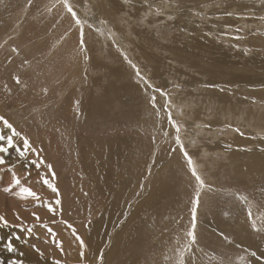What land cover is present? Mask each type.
<instances>
[{"label":"rangeland","instance_id":"374dc122","mask_svg":"<svg viewBox=\"0 0 264 264\" xmlns=\"http://www.w3.org/2000/svg\"><path fill=\"white\" fill-rule=\"evenodd\" d=\"M128 1L118 0V8L115 7L117 8L115 11L123 9L120 6L121 4L126 7L122 12L125 14L123 16L125 20L118 25L112 21L111 16L102 14L101 9H109V7L106 8L104 0H68L73 6L77 17L84 22L83 29L89 37L86 42L91 41V45L93 44L96 49L106 47V49H109V54L112 50L109 75H114L111 72L114 69H120V73L127 70L132 73L120 83V86L128 92L125 95L113 94L108 96L107 101L100 107L101 113L96 114L95 110L90 107L87 108L88 104L84 101L83 93H80L81 105L79 110L74 112L73 105H71L76 101L74 99L72 101V94L74 93L72 91L74 89L71 87L74 77L72 73L67 72L68 64L64 53L69 51L73 55L70 57L72 60L71 66L77 65L78 60L75 54L78 53V50H69L67 46L72 47L80 43V26L76 24L72 15L66 11L67 9L63 6L61 0H0V115L7 118L21 132L23 137H27L32 150H34L28 152L27 160H20L18 153L12 149L7 154H2L6 157L7 164L0 165V215L5 216L11 226H0V264H53L56 260H59L61 264H72L74 261L71 259L70 254L80 255L82 251H85L79 247V241L76 239L66 244L68 239L59 236V229L75 237L72 229L68 227V224H70L82 239L85 238L82 236L83 233L91 234L93 232L95 220L91 217L83 219L77 215L76 206L81 202L79 200L82 197V200L87 196L89 200L95 199L96 203L98 202V197H95L96 192H93L95 188H89L88 184H85L86 181H84L79 170L80 164L90 159L87 153L90 150L88 146L97 149L99 143L109 142L117 137L135 138L141 142L142 146H149L147 156L152 158H149V165H145L146 173L142 180L138 182L136 179L137 183H133V187L123 193V200L129 199V202L126 208L119 212L116 221L113 222L115 225L110 228L112 236L108 234L106 237L107 241L110 240V245L115 239L114 234L126 224L127 214L130 213L132 207L148 189V185L152 184L157 156L167 152L174 159V163L177 162L180 167L183 166L179 173L180 177L176 172L173 179L175 186L180 185V190L177 195L173 191L159 190L163 192L158 198V209L161 206L169 212L162 215L160 219L165 215H169V217L165 219L167 228L161 232L159 237V239L162 237L161 247L155 244L159 246L158 250L157 248L146 250L148 254L151 253L155 258L154 260L147 259L146 263L177 264L179 251L186 243V230L190 228L191 208L196 186L195 178L191 175V170L184 156L186 151L193 159L197 172L205 181L206 186H211L216 190L208 192L205 188L201 195V204L204 209L200 214L197 209V216L199 217H197L196 231L199 230L203 233L196 232L197 245L195 246H201L207 250L205 253H200L201 264H223L221 260H225L229 264L230 261L236 260L240 255L247 256L249 264H252L254 260L249 255L253 252L252 249L249 247L238 249L237 247L239 244L238 235L234 232L233 227L239 221L241 214L246 211L245 206L231 194L246 195L250 200L258 203L255 199V192H258L260 188L264 190V181L258 180L260 176H264V159H262L264 156L258 155L257 158L252 157L246 161L241 166L242 169L239 168V170H242L241 173L247 177L241 176V179H245V181L236 182L234 167L239 166L240 163L229 159V152L235 148L253 151L257 147H251L250 144L255 145L258 141L261 148H264V106L257 105L254 110L255 118L248 117V113L244 116L236 113L245 107L240 93L246 95L244 92H249L248 89H241L240 93L234 94L231 104L229 101L218 105V111L221 113L226 111L227 115H213L211 111L202 112L204 115L209 116L208 122L218 123L214 136L211 130L204 128L203 123L196 124V120L208 91L221 84L216 80L209 81V77L204 72L205 68H201V66H209L207 62H204L201 66L193 67L190 58L178 51H174L175 55H173L172 49L174 46L177 49H179L177 46H181L180 48L186 46L189 49L188 55L209 50L210 54L205 53L203 55L205 60L218 59L220 54L216 55L217 51H224L226 54L231 53L229 55L232 56L228 57L226 61L229 65L231 62L237 63V66L245 69L249 75L254 74L255 64L262 61L264 63V44L257 42L259 38H264V0H260L259 4L251 5L246 2L245 4H242V2L239 4L236 0H230V6H228V0ZM134 2L137 5L132 4ZM140 2L141 4H139ZM222 3H226V5H222ZM97 6L99 7L98 13L94 8ZM249 6L252 7L249 8ZM143 8L146 12L137 17L135 9L142 10ZM108 17L109 20L106 19ZM138 19L144 20L139 21ZM101 20L103 21L100 22ZM104 21L108 22V25ZM126 21L129 23L127 24ZM48 24H50L49 26H55L50 30L47 28ZM174 25L176 26L174 27ZM141 28L148 31V34H145L146 38H151L153 41L155 39L154 42L159 44L156 46L154 42L148 39L145 40L146 43L157 50H159V47L161 49V47L169 46L171 49L165 57L175 58L174 60H168V67L165 66L166 68H163V64H161V70L158 71L159 75L157 76L151 75L153 68L142 69L138 64L142 60V54L136 48L138 42L132 37V33ZM51 31H55L56 36L65 33V44L63 47L55 48L56 51L54 50L53 57L44 59L40 56L42 49L40 44L42 40H47L49 34L52 33ZM87 31L90 34H87ZM27 32L33 34L34 38L25 40ZM13 33H15L14 37L11 36ZM119 37H123L122 39H125L126 42L122 48L116 43V39H119ZM50 39L53 41L54 37ZM130 42H134L135 45ZM206 42L208 49L205 46ZM20 43H24L23 46ZM112 43L113 45H111ZM53 44L55 45L54 41ZM233 44H237V47L235 48ZM13 49H16V51H13ZM160 52L162 53V51ZM107 54L102 53V55ZM181 56H184L183 59L189 60L187 65L181 66L177 62ZM129 61H131V64ZM142 63L149 65L145 60H142ZM132 64L140 69V73L145 80H140L137 77ZM261 72L264 79V69ZM162 73H164L163 76ZM105 74L106 71L101 75V80L104 83L102 81L100 83L103 85L107 83L106 78H104ZM93 75L97 78L96 74ZM17 76L20 77V84L15 82L14 77ZM90 80L93 81V78L84 77L80 87L85 86V88L91 89L92 87L88 85L91 84ZM164 82L167 83V87L162 86ZM148 84H151L152 87H149ZM226 87L231 88L233 84H227ZM64 88L68 90V93L64 96L66 101L61 103L58 108L53 99L57 98L59 91H63ZM154 89L162 90L166 95H162L161 91H154ZM153 96H155L156 109H153L150 103ZM226 98L231 99L229 96ZM98 104L102 105L101 102ZM233 107L236 109L234 110ZM248 107L250 105L246 106L245 109ZM169 113H171L172 119L181 125L180 138L183 149L176 143L175 128L168 121ZM0 131L7 133V130L2 129V126H0ZM121 140L123 141V139ZM15 141L18 146H22L21 138H15ZM220 143L224 148L223 152L214 153L212 149L219 146ZM238 143L242 145L239 146ZM37 152L39 153V159L52 166L51 171L43 165L37 169L30 163L31 160L37 159L35 155ZM262 152L264 153V150ZM89 154L93 156V162H97L95 164L101 169V163L104 162L101 155L93 150ZM199 160H202L200 164ZM13 164L15 165V174L21 178L22 184L37 192L41 201L44 203L51 202L56 206L55 200H60V205L56 206L57 212L55 215L49 213L46 207L31 199L20 200L13 194L16 191L15 188L13 193L4 191V188L11 184L12 177L8 168ZM252 169H256L260 173L257 174L256 171V175L253 174L252 176ZM52 172L55 173V179L52 182L58 188L59 196L48 189L41 180L44 175L51 179ZM261 172H263L262 175ZM117 174L118 172L115 171L112 173L116 179L121 178ZM123 178L126 179V175ZM76 181L82 184L78 182V184H75ZM72 185L74 187L76 185V189ZM123 189L124 187L121 184H114L112 187L115 193L121 192ZM181 194L189 197V204L179 198ZM204 194L206 197L210 196V198L204 201ZM260 202L261 200H259ZM260 205L255 211L264 209V203ZM33 212L40 216V222L35 220L32 215ZM17 214L21 219H17ZM174 215H176L177 221L183 218L187 220L188 226L186 225L183 231H177V227H173L172 222H176ZM242 224L238 223L239 226ZM45 225L56 233L57 240L62 241L63 254L51 242V237ZM227 226L232 231L227 232ZM29 227L33 228L31 235L26 231ZM241 229H239V232H241ZM224 230L225 233H220ZM247 233L250 236L252 233L257 242H264L262 232H256L251 227ZM17 236L20 239H16ZM225 237L228 239L225 240ZM207 238L210 243H207ZM9 241H12L16 249L15 252L8 251L7 244ZM167 241L169 245L165 246ZM32 245L43 251L44 257H40ZM65 246H68V248H65ZM193 251H195L194 246L188 264H193L192 258L194 257L193 254L195 255ZM108 253L109 251L93 256L89 258L90 261L88 259H83V261L80 258L76 264H90V262L91 264H103L101 256L104 255L106 258ZM186 260H188L187 257Z\"/></svg>","mask_w":264,"mask_h":264},{"label":"bare ground","instance_id":"6f19581e","mask_svg":"<svg viewBox=\"0 0 264 264\" xmlns=\"http://www.w3.org/2000/svg\"><path fill=\"white\" fill-rule=\"evenodd\" d=\"M104 1L106 2V8L109 7V9H101V12L103 15L111 16L112 21L118 25L123 20H125V18H123V16L125 14H123L122 12L124 11V9L126 7L123 4L120 5L123 8V9H121V11H115V10H117L118 4L120 1L119 2H118V0L117 1H115V0H104ZM186 1H188V0H186ZM236 1L239 4H241V2H242V4H245V2H246L248 5L259 4V2H260V0H236ZM124 2H127V0H124ZM153 2H158V1L153 0ZM227 2H228V6H230L231 5L230 0H228ZM99 4H100V2H99ZM132 4L135 5L136 3L134 2ZM139 4H141V2ZM224 4L226 5V3H222V5H224ZM172 6H173V4H172ZM115 7H117V8H115ZM251 7L249 6V8H251ZM94 8H95L96 12L98 13L99 7L97 6ZM135 10L137 11V17H139V15L141 13L144 14L146 12L145 8H143L142 10H140V9H135ZM119 13H121V14H119ZM189 13L191 14V12H189ZM83 14H84V12H83ZM78 15H79V13H78ZM150 15H151V13H150ZM99 19H100V16H99ZM106 19L109 20L110 18L108 17ZM153 19H154V17H153ZM138 20L140 21L142 19H138ZM102 21L103 20H101L100 22H102ZM158 21H160V20H158ZM104 22L107 23V25H108V22H106V21H104ZM126 23H127V21H126ZM143 23H141V24H143ZM151 23H153V22H151ZM19 25H18V27H19ZM49 25L50 24H48L47 28L50 30L53 26H55V25H52V26H49ZM146 26H148V25H146ZM175 26L176 25H174V27ZM16 29H17V27H16ZM17 30H19V29H17ZM145 30H147V29H145ZM126 31H128V30H126ZM83 33L85 35V37H84V45L85 46L83 47V49H81V47H78L79 49L77 47H75V46H80V43L77 45H74L72 47L67 46V48L69 50H78V53H76L74 51V53H76L75 57L78 60L77 65H74L72 67L71 66L72 60L70 59V57H72L73 55L69 51H66L64 53V55L66 56V59H67V64H68L67 65L65 63V65H67V67H68L67 72L72 73V75L74 77L73 84L71 87L74 89V91H72V92H74L72 94L73 95L72 101H73V99L76 101L71 103V105H73L74 112H76V110H79V106L81 105L80 93H83L84 101L87 102V104H88L87 108L88 107L92 108L93 110L96 111V114H97V113H101L100 107L103 106V103H105L107 101L108 96H112L113 94L125 95L128 92V91H125L120 86V83H122L123 80L127 79L128 76L131 75L132 73H130V71H128V70L126 72L120 73V69H114L111 71L112 74H114V75L113 76L109 75L108 70L110 69V66H111V59H112L111 52H112V50L109 54V52H108L109 49H106V47H104L103 45H101L103 47L96 49V47H94L93 44L91 45V43H90L91 41L86 42V40L89 37H88V35H86V31L84 29H83ZM26 34H27L26 35L27 38L25 40H27V39L31 40L34 38L33 37L34 35L30 34V32H27ZM64 34L65 33H62V34H58L56 36L55 31H53L52 33L49 34L46 41L42 40V42L40 44V46L42 47L40 56L43 57L44 59H48L49 57H53L55 48L56 47H63L65 44L64 43L65 42ZM87 34H90V32L87 31ZM129 34L131 35V33H129ZM132 34H133L132 37L138 42V44L136 45L137 46L136 48L139 51H141L142 60L147 61L148 62L147 64H149V65L143 64L142 60H140L138 62V64L141 66L140 68H142V69L147 70L149 67L153 68V73H151L152 76L159 75L158 71L161 70V64H163V66H162L163 68H166L165 66L168 67V60H174L175 59V58L174 59L166 58L167 56L165 57V55H167L171 49L169 46L168 47H166V46L161 47V49L158 46L159 50L162 51V53H161L159 50H157L156 48H154L150 44L146 43L145 40H147V39L151 42L155 41V39L153 41L151 38H146L145 34H148V31H144V29L142 30V28H141L136 32L133 31ZM203 34L205 35V33H203ZM14 35H15V33H13L11 36L14 37ZM8 36H9V34H8ZM51 37H54L53 41H54L55 45L53 44L52 39H50ZM122 38L119 37V39L117 38L118 40L116 39V43L121 48L126 44L125 39L123 40ZM77 39L79 40V38H77ZM1 41L3 42V40H1ZM6 41H7V39H6ZM20 42H22V41H20ZM257 42L264 44V38H259L257 40ZM4 43L6 44L7 42H4ZM68 43H70V42H68ZM73 43H74V41H73ZM130 43L132 45H135L134 42H130ZM20 44H22V46H23L24 43H20ZM157 44H159V43L156 42L155 45L157 46ZM111 45H113V43ZM196 45H198V44H196ZM2 46H3V44H2ZM205 46L207 47V42L205 43ZM233 46L236 48L237 44H233ZM175 47L176 46H174L172 49L173 55H175L174 51H178L180 54L183 53L186 57L190 58L193 67L201 66L204 62H207V64H209V66H206V67L201 66V68H205L204 72L209 77V81L216 80L217 82H219L221 84L220 86L216 87L215 89L208 91V94L206 96V100L203 101V106L198 113V118L196 120V124H199V123L202 124L203 123L204 128L211 130V133L215 136V131L217 130V124L218 123L208 122L207 120H208L209 116L204 115L202 112L211 111L213 115H220V116L227 115L228 113L226 111H224L223 113L218 111V109H217L218 105L221 104L222 102L228 103L229 101L231 104L233 101L234 94L240 93L241 89H248L249 92H247V91L244 92L246 95H243L242 93H240V95H242L241 99H242L243 104H244L243 106L246 107V106L250 105V107H248L247 109H245V107H243L241 110H239L236 113L240 114L241 116H244V115H246V113H248V115H249L248 117L255 118V111L254 110L257 107V105L264 106V88H262V87H264V79L262 78V72H261V70L264 69L263 61L260 62L259 64L256 63L254 66V69H253L254 74L249 75L245 69L237 66V63L231 62L229 60L231 62L229 65L226 62L228 60V57L232 56V55H229L231 53L226 54L224 51H217L216 55L220 54L218 59L214 58L215 60H205L203 55L205 53L210 54L209 50L203 51L201 53L199 51V53H196V54L193 53V54L188 55L187 53H189V49L186 46H183V48H180L181 46H177V47H179V49H177ZM207 49H208V47H207ZM190 52H191V50H190ZM57 53H59V52H57ZM102 53H108V54L102 55ZM171 57H173V56H171ZM143 58H145V59H143ZM180 58L178 59L177 62L181 66L187 65V62L189 60L183 59L184 56H181ZM63 59H65V58H63ZM164 60H166V61L164 62ZM58 63H59V61H58ZM58 63H57V65H58ZM251 67H253V66L251 65ZM255 69H256V71H255ZM105 71H106L107 75L105 74L104 78H106L107 83H106V85H103L100 83V81H102L101 75L104 74ZM85 73H87V74H85ZM93 74H96L97 78ZM161 75L163 76L164 73H162ZM84 77H86V78L92 77L93 78V81L90 80L91 84H88L92 87L91 89L85 88V86L80 87V83H81V81H83ZM102 82L104 83V81H102ZM227 84H233V87L227 88L226 87ZM162 86L167 87V83L164 82L162 84ZM80 89H82V90H80ZM38 92H40V90H38ZM59 92L60 93L57 95V98L55 97V99H53L54 100L53 102H55V105L58 108L60 107L61 103H65L64 101H66V99L64 100V96H65V94L68 93V90H66L64 88L63 91H59ZM36 94L38 95V93H36ZM227 96L231 97V99L226 98ZM130 101H131V99H130ZM99 102H101L102 105L98 104ZM129 104H130V102H129ZM230 104L228 105V107L230 106ZM233 108H234V110L236 109L235 107H233ZM69 111H71V110H69ZM88 116H90V115H88ZM68 121H69V119H68ZM198 128H199V126H198ZM199 133H201V132H199ZM7 134H10V133H7ZM121 139H123V141ZM39 142H41V141L39 140ZM238 145L240 146L242 144L238 143ZM250 145H251V147L256 146L257 148L253 151L248 150V149H242V148H238V149H240V150H238L237 148H235L234 150L229 152V154H230L229 159H231L233 162L236 161L237 163H240L239 166L234 167L235 168L234 172L236 173V180H235L236 182H244L245 181V179H241V176H244V175L241 173L242 170H239V168L242 169L241 166L243 164H245L246 161H248L252 157H254V159H255V158H257L258 155L264 156V153L262 152L264 150V148H261V144H259V141H258V143H255V145H252V144H250ZM97 146H98L97 149H94L93 147L88 146V148L90 150L87 153H88V158H90V159L83 161L80 164L79 170L81 171V174L84 178V181H86L85 184H88L89 188H92V187H93V189L95 188V190L93 192H96L95 197L96 198L98 197L97 198L98 202L96 203L95 199L89 200L88 197L86 196V198L84 200H82L83 197L79 200L81 202L83 201V203L80 202L76 206L78 217L83 218V219H86L87 217H91L93 220H95V222L93 223V232L91 234L90 233L89 234H86V233L82 234V236L85 237V238H83V241L85 242V245H86V247L83 249V250H85V251H83L85 256H83V258H81V255H79V254H75V253L72 255L70 254L71 259H73V261H74L72 264H76V262H79L78 259H80V258L82 260L83 259L89 260V258H92L93 256H98L99 254H101V253L103 254L107 251H109V253L106 256V258L104 255L102 256L103 264H147L146 263L147 259L154 260L155 258L153 257V255L151 253L148 254L146 250L147 249H155V248H157V250L159 249L161 238H162L161 237L159 239V237L161 236L160 235L161 232L165 231V229L167 228L165 219H166V217H169V215H165L162 219H160V217L162 215L168 214L169 212H168V210L163 209L161 206L158 209V206H159L158 198L160 197L161 193L163 192V191H159V190L173 191V192H175V195H177V193H179V190H180V185L178 186V184H177L175 186V184L173 182L174 173L178 172V174H179L180 170L183 166L180 167L177 162L174 163V159L169 155V153L167 154V152L165 154H160L159 156H157V164H156V168L154 169L152 184L148 185L149 186L148 189L142 194V196L139 198V200L135 203V205L132 207V210L130 211V213L127 214L126 220H125L126 224H124L121 229L119 228L120 230H118L116 232V234H114L115 239H113V243L110 245L109 244L110 240L107 241L106 237L108 234H109V236H112V233H110V230H111L110 228L115 225V223H113V222L116 221L117 215L119 214V212H122L126 208V206L128 205V202H129V199H126L127 202L123 200V196H124L123 193L126 190L129 191L133 187V183H137L136 179L138 180V182H139V180H142L143 176L146 173L145 165L146 166L149 165V158H152V157L147 156L149 154V151H148L149 146H142L141 142H139L135 138L117 137L115 140H112L109 142H102V143H99V145H97ZM92 150L97 151L98 154L101 155V157L104 161L101 163V165H102L101 169H100V167H98L96 165L97 162H95L96 164L93 162V156H91L89 154L90 151H92ZM212 150L214 153H216V152L222 153L224 148L220 143L219 146L213 148ZM153 157H154V155H153ZM262 159H264V158H262ZM14 160H16V158H14ZM260 160H258V161H260ZM201 162H202V160H199V164ZM225 165H227V163H225ZM251 167H252V165H251ZM115 169H117V170H115ZM243 170H244V168H243ZM263 170H264V168H263ZM114 171L118 172L117 175L121 176V178L116 179L115 176L112 175V173H114ZM256 171H257L256 169L251 170L252 176H253V174H254V176L256 175L255 174ZM245 172H246V170H245ZM259 173L260 172L257 171V174H259ZM262 174H263V172H261V175ZM125 175H126V179L123 178ZM179 177H180V174H179ZM244 177H247V176H244ZM258 180L264 181V176H260V179H258ZM77 182L81 183L79 181H76L75 184H78ZM114 184L115 185H118V184L123 185V187H124L123 191H121V192L118 191L116 193L113 192L112 187ZM75 187H77V186L75 185ZM263 192H264V190L262 188H260L258 192L257 191L255 192V194H256L255 199L257 200L258 205L259 204L262 205V203H264ZM203 197H204V201H205V199L210 198V196L206 197L205 194L203 195ZM70 198H71V196H70ZM76 198H79V197H76ZM179 198L181 200L187 202L186 204H189L188 202L190 201V199L187 195L181 194L179 196ZM121 199L123 202L121 201ZM259 200H261L260 203H259ZM70 202H72V201H70ZM203 209H204V207L200 203V206L198 208V213L200 214V212H202ZM97 215H98V217H97ZM174 216H175L176 222H172L173 227L176 226L177 231H180V230L183 231V228L186 227V225L188 226L187 220L185 218H183L182 220L177 221L176 215H174ZM197 217H199V216H197ZM241 217H243V218H241ZM122 222H124V221H122ZM238 223H243V224L239 226ZM228 226H227V228H228L227 232L232 231V229H230ZM250 228H251V225H250V222H249L247 215H246V212H245V213L241 214L239 221L233 227L234 232H236L238 235L239 244L237 247H238V249L242 248V247H249L250 249H252L253 252L256 253V256L253 257L254 260L252 261V264H262V263L264 264V245H263L264 242L263 243H261V241L257 242L256 238L253 236L252 233L250 236V234L247 233V232H249ZM239 229H241V232H239ZM61 230L62 229H59V231H60L59 236H61L64 239H65V237L68 239L66 244H69V243L74 241L75 237L68 235V233H65V231L63 232ZM196 232L197 233H203L202 231H199V230H197ZM144 233H145V235H144ZM220 233H225V230L221 231ZM262 237L264 238L263 232H262ZM263 238H262V240H264ZM259 240H261V239H259ZM206 241H207V243H210L208 238L206 239ZM155 244H158L159 246H157ZM167 245H169L168 241L165 243V246H167ZM75 246L78 247L77 245H75ZM253 246H255V247H253ZM66 247L68 248V246H65V248ZM194 250L195 251H193V252H195V255L193 254L194 257L192 258V262H193V264H201L200 253H205L207 250L201 246H194ZM166 252L168 253L167 250H166ZM68 253H69V251H68ZM169 256H170V253H169ZM221 262L223 264H227V262L225 260H221ZM42 263H44V262L42 261ZM44 264H46V263H44ZM90 264H91V262H90Z\"/></svg>","mask_w":264,"mask_h":264},{"label":"snow or ice","instance_id":"6c2138e0","mask_svg":"<svg viewBox=\"0 0 264 264\" xmlns=\"http://www.w3.org/2000/svg\"><path fill=\"white\" fill-rule=\"evenodd\" d=\"M61 2L66 7L67 11L72 15L73 19L75 20L76 24L80 26V46L81 49L84 47V33H83V24L84 22L81 21L78 17L76 12L73 10V6L68 2V0H61ZM171 18V17H169ZM91 26V25H90ZM239 39V37H237ZM13 51H16V49H13ZM127 58V57H125ZM131 64V61H129ZM132 67L136 70L137 77L140 78V80H145V78L141 75L140 69L136 67L135 64H132ZM15 82L17 84H20V77H14ZM147 83V81H145ZM149 87H152L151 84H148ZM154 91H161L162 95H166L162 90H155ZM151 106L153 109H156V101L155 96H153L150 100ZM170 103V101H169ZM168 121L173 125L175 128L176 133V143L183 149V143L180 138V132H181V125L172 119L171 113L168 115ZM0 126H2V129H6L7 133H3L0 131V165H6L7 160L6 157L2 154H7L10 149L15 150L18 153V158L20 160H27L28 152L32 150V146L27 139V137H23L21 132H19L16 127L4 116L0 115ZM21 138L22 140V146H18L15 138ZM34 151V150H32ZM37 156V159H33L30 161L32 165H34L37 169H39L42 165L47 168L49 171H51L52 166L50 164H47L42 159H39V153H35ZM184 156L187 160V164L191 170V175L195 178L196 186L194 188V199L192 201V208H191V221H190V228L186 232V243L182 246V248L179 251V257L177 260V264H188V261L191 258L193 246L197 245V235H196V229H197V209L200 206L201 203V195L202 192H204L205 188H207L208 192H214L216 191L211 186H206L205 181L201 178V176L197 172V168L195 166V163L193 159L188 155V153L185 151ZM15 165H11L8 168V171L10 172V175L12 177L11 184L8 187L4 188L5 192L13 193V189L15 188L16 191L13 193L16 197H18L20 200H29L31 199L34 202H37L38 204L43 205L46 207L47 211L49 213H52L53 215L57 212V207L60 205V200H55V205L51 202L44 203L41 201L40 196L37 192L33 191L30 187L25 186L22 184L21 178L15 174ZM55 179V173L52 172V178H48L47 175H44L41 177L42 183L47 186L48 189H50L53 193H56L57 196H59V191L56 185L52 182ZM235 196V199L239 200L244 206L247 218L250 222V225L252 229L256 232H264V209L260 211H255L257 209L258 205L254 200H250L246 195H240L233 193L231 194ZM33 217L37 222H40V216L37 215L35 212H33ZM17 219H21L19 215L17 214ZM23 223V221H21ZM67 223V222H63ZM0 226L3 227H10L9 221L5 218V216L0 215ZM47 228V225H45ZM68 227L72 229V233L75 236V239L79 241V245L81 249H84L86 247L85 242L83 239L76 234V230L72 228V225L68 224ZM29 235L33 233V228L29 227L26 229ZM47 231L49 233V236L51 237V242L56 245L63 254V246L62 241H59L56 239V233L51 229L47 228ZM16 239H20L19 236L16 237ZM228 238L225 237V240ZM46 243L48 241H45ZM179 243V241H177ZM33 249L40 255V257H44V252L41 251L39 248H37L35 245H32ZM7 249L10 252H15L16 249L13 246L12 241H9L7 244ZM81 258L84 256V252L82 251L80 253ZM252 257L256 256L255 252H251L249 254ZM186 257L188 260H186ZM102 259V256H101ZM53 264H61L59 260H56L53 262ZM229 264H249L248 258L245 255H240L236 260L230 261Z\"/></svg>","mask_w":264,"mask_h":264}]
</instances>
